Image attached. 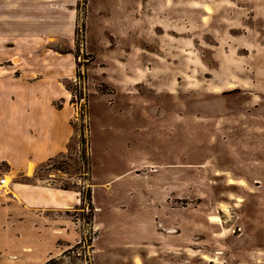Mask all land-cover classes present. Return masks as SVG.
<instances>
[{
    "label": "rangeland",
    "instance_id": "rangeland-1",
    "mask_svg": "<svg viewBox=\"0 0 264 264\" xmlns=\"http://www.w3.org/2000/svg\"><path fill=\"white\" fill-rule=\"evenodd\" d=\"M0 67L71 131L0 164V264H264V0H0Z\"/></svg>",
    "mask_w": 264,
    "mask_h": 264
},
{
    "label": "crops",
    "instance_id": "crops-1",
    "mask_svg": "<svg viewBox=\"0 0 264 264\" xmlns=\"http://www.w3.org/2000/svg\"><path fill=\"white\" fill-rule=\"evenodd\" d=\"M2 69L0 67V70ZM18 72L20 70L17 68L2 70L0 73V105L4 108L3 111L9 113L18 100H28L26 105L28 108L21 115L0 116V164L8 165L11 172L23 173L22 176L30 177L37 164L65 149L71 131L65 108L50 110L53 108L52 101L48 99L51 81L46 77L47 73H44L43 77L41 74L25 76L22 72L20 74ZM39 85L42 94L39 93L36 96L34 89ZM35 97L42 100L43 105H40ZM36 107L41 111L40 116L30 112V109ZM44 111H46V117L42 114ZM30 165H32V172L28 175ZM16 193L12 191L13 198L20 197L23 208L28 210L29 207L35 206L36 197L41 194H45V200L48 202L45 205L47 204V207L51 209L57 208L56 205L73 203L71 198L64 196H61V199L62 197L64 199L60 200V197L56 195L58 192L53 189L36 185L30 186L29 190L17 188Z\"/></svg>",
    "mask_w": 264,
    "mask_h": 264
},
{
    "label": "built area",
    "instance_id": "built-area-1",
    "mask_svg": "<svg viewBox=\"0 0 264 264\" xmlns=\"http://www.w3.org/2000/svg\"><path fill=\"white\" fill-rule=\"evenodd\" d=\"M8 183L6 180V176H3L2 178H0V187L5 188L7 187Z\"/></svg>",
    "mask_w": 264,
    "mask_h": 264
},
{
    "label": "bare ground",
    "instance_id": "bare-ground-1",
    "mask_svg": "<svg viewBox=\"0 0 264 264\" xmlns=\"http://www.w3.org/2000/svg\"><path fill=\"white\" fill-rule=\"evenodd\" d=\"M231 182H232V181H231ZM231 182H230V184H233V183H231ZM237 202H240V199H239ZM213 221L217 222V221H219V219H216V218H215Z\"/></svg>",
    "mask_w": 264,
    "mask_h": 264
}]
</instances>
